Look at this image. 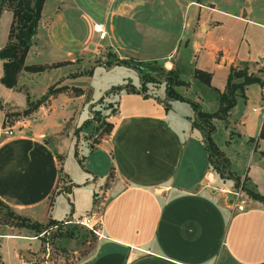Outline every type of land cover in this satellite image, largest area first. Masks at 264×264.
<instances>
[{
    "label": "crops",
    "instance_id": "crops-1",
    "mask_svg": "<svg viewBox=\"0 0 264 264\" xmlns=\"http://www.w3.org/2000/svg\"><path fill=\"white\" fill-rule=\"evenodd\" d=\"M150 2L159 11H147L145 8ZM110 5L111 9L103 13L109 23L105 29L107 50L119 58L162 61L164 67L180 72L182 79L179 61L182 49L188 50L189 62L194 64L188 74L194 95L182 93L179 90L182 87L177 90L198 102L202 110H215L218 100L209 86L193 77L194 68L209 71L211 85L220 90L226 81L220 86L213 84L212 72L202 63L197 65L199 57L210 56L217 64L222 63L227 74L230 65L255 64L240 58L235 48L230 49L225 41L230 43L237 33L243 36L264 33V0H143L144 9L140 14L132 13L135 4L126 0H109ZM86 19L92 26L95 20L79 0H44L35 40L25 52L24 63H60L38 71L20 70L15 87L0 83V203L29 221L43 224L54 219L60 223L58 226L63 225L59 228L62 234H58L62 249L70 247L76 251L74 248L85 247L70 264L264 262V200L244 190L245 208H231V193L227 191L234 188L235 181L221 177L210 168L204 128L191 102L168 98L166 94L164 99L156 100L144 96L137 86L134 90L119 89L115 111L106 116L109 129L97 140H89L79 133L81 129L86 130L81 123L87 119L95 100V89L88 77L96 64L92 63L83 74L73 73L69 69L73 56L86 55L87 48L80 44L79 36H75V43L70 41L64 45L62 40L65 32H69L68 38L73 35L70 26L84 23ZM10 21L11 10L2 8L0 47L7 40ZM261 43L264 49V38ZM130 50L138 55L131 54ZM116 65L126 72L132 71L129 72L134 78L132 84L136 80L140 82L138 72L128 65L115 62L106 67ZM54 82L63 88L30 113L13 122L6 121L5 111L22 109L26 97L36 99ZM111 85L105 91L98 89L103 92L100 95L105 97ZM70 86L79 88V92L71 91ZM15 88L25 92L26 97L21 108L17 105L10 109L6 104ZM208 93L209 105L206 99L200 98ZM259 95L263 108L250 119L242 118L241 130L229 129V138H216L219 127L214 122L221 119L228 127V117L235 105L224 118H212L215 125L212 138L228 157L231 172L245 186L264 196V156L256 154L253 165L250 163L244 168L246 158L238 164V154L230 153L228 148L232 139L237 144L242 141L243 158L245 153L248 156L256 153L264 115V85L259 84ZM252 110L257 112L256 107ZM5 127L12 131L5 132ZM60 183L65 189L60 190ZM91 210L101 219L100 235L91 234V239L77 242L73 237L82 226L64 221ZM47 227L37 230L4 225L0 227V240H26V244L15 240L17 247L13 255L18 264H31V252H36L41 245L44 247L42 232ZM65 231L72 235L66 236ZM1 256L0 252V262Z\"/></svg>",
    "mask_w": 264,
    "mask_h": 264
},
{
    "label": "rangeland",
    "instance_id": "rangeland-1",
    "mask_svg": "<svg viewBox=\"0 0 264 264\" xmlns=\"http://www.w3.org/2000/svg\"><path fill=\"white\" fill-rule=\"evenodd\" d=\"M79 1L86 7L88 14L95 21H102L104 23V27L107 30L109 23L106 20V18L103 16V13L105 10H107V8L111 9V5L108 7L109 0H79ZM126 1H129L131 4L132 3L135 4V7L132 13L136 12L140 14V12H142V10L144 9V6L142 5L143 0H126ZM116 2H118V0H116ZM151 5H153L154 7L151 8ZM155 6H157L155 3L150 2L148 7L145 9L149 12L151 10H154L155 12L159 11L158 6L157 7ZM153 17L157 18L156 16H153ZM83 22L84 23H81L77 26L76 24L74 26H70L71 30L73 31L74 37H72L73 35L70 34L71 36H69L70 38H68L67 35L69 32H65L64 33L65 38L62 40V43L64 45L69 44L70 41H72V43H75V41H77V38H75V36H79L80 44L81 45L83 44L87 48L86 55L83 54L80 56L78 55L73 56L74 60L70 62V67H69L70 70L74 71L73 73H77L78 71H81L79 73L83 74L82 72H85V70L88 69V67L92 63L96 64L94 68L91 70V72L89 73V77H88V81L91 80L92 87L93 89H95L93 93L95 95V98H94L95 100L93 103H91L89 107V113H88L87 119L85 120V122L83 121V123H81L82 124L81 127L85 128L86 130L83 132L82 131L83 129H81L79 133L83 134L89 140H97L99 136H101L103 133H105V131L109 129L110 125L108 123V119L106 116L108 115V113L115 111V107L117 105V102H116L117 90L119 89L122 91L123 90H134L135 86H137V89L140 88V93L144 94V96H150L156 100L157 99L162 100L164 99L163 95L166 94V88L168 87L167 85L169 84V80L166 78V75H157V74H155V77L153 79L152 78L147 79L146 76L144 75L145 71L147 70V67H150L157 71L158 70L159 71L173 70V72L177 74L179 78H181V75H180V72H178L173 67L171 68L164 67L161 63L162 61H159V60L150 61L148 65H145V64L142 65L143 63H139L138 60L130 58V57L119 58L115 53L113 52L111 53L109 50H107V44H108L107 38L108 37L106 36L103 39L98 38L96 36L97 34L91 28L92 27L91 21L86 19ZM113 23H114V20H113ZM237 34L233 35V37L230 40V43H228L227 41H225V43L229 45L230 49L235 48L233 50L238 53L240 58L246 59L252 62L254 61L253 63H255L252 65L251 64H240L239 67L246 68L248 72H252L253 74H257L261 78H263L264 77V60L262 59V53H264V49L261 47V44H262L261 38H264V33L257 34V36L255 34L245 35V36H243L241 33L238 35ZM131 41L135 42L134 39H130V42ZM90 42H93V44L95 42L93 47L88 46ZM163 42L164 40L161 41V44ZM170 42H168V45L170 44ZM143 43L145 44V40H143ZM181 47H182V44H181ZM187 51L186 49L185 50L182 49V54H181V58L179 61L180 69H182L181 73H182L183 79L182 78L181 79L183 80V83L173 85V87L176 90L177 88L179 89L182 87V89H179V90H183L182 93L185 92L186 95L193 97L194 92L191 89L193 86L189 87L190 79H189L188 74L190 73L194 64L192 61L189 62L190 60H189V57H187ZM179 52L181 53V49ZM180 53L178 54V56L180 55ZM131 54L138 55L137 53L132 52V51H131ZM118 61H120V63H123V61H125L127 62L128 66L134 68L138 72V78L140 82L136 80V82L132 84L134 80L131 74L132 71H129L131 73L126 72L121 66L116 65V66H113L112 68L106 67L111 64H114L115 62L117 63ZM61 62L68 63L66 61H61ZM136 63L141 64L140 65L141 69L139 68V66H137V69H136L135 67ZM199 63H202L201 65H203L204 68L212 72L211 81L213 82V84L220 86L225 83L226 78H227V70H226L225 65H223L222 63L217 64V61L212 59L210 56H207V57L203 56V58L199 57V59L197 60V65ZM142 76L144 77L143 85H141ZM110 83H112L113 85H111L107 89V91L105 92V97L103 95H100V93H103V92L102 91L98 92V89H101V90L104 89L105 91L107 88L106 86H108ZM70 87H71L70 88L71 91H74L77 88L74 86H70ZM183 88L185 89V91ZM209 89L211 91L210 87ZM14 90L15 91H13L14 92L13 95L10 97V99H8V102L6 104V107L10 109L16 107L17 105L19 106V108H21L22 107L21 104L25 100V97H26L25 92L20 93L17 88H15ZM20 96L22 97V101H21ZM196 96L198 95L196 94ZM15 97L17 100L15 99ZM209 97H210L209 93L206 94V96H203V95L200 96V98L206 99L205 103H207L208 105L210 104ZM262 101L263 99L261 98V95H259V84L256 82L249 84L246 90V96L240 95L237 98V101L232 110V113L228 117L229 118L228 127L225 126L224 122L221 119H219L217 122H214V123H217V127H219V129L217 130L215 134L216 138L222 139V140L226 136L229 138L228 136L229 129H234L235 131L241 130L239 129L240 128L239 125H240V122L242 121V118L250 119L251 117L258 114L259 111L263 108ZM188 105L190 109L193 108L191 104L188 103ZM183 106H177V108L180 110H185ZM253 107L257 108V112L252 110ZM18 118H20V116H18L16 119ZM14 119H15L14 116L9 115L6 118V121L13 122ZM201 123L203 125V128L206 129L208 127L206 122L200 121V124ZM5 128H8V127H5ZM205 142L207 146L206 148L208 149V152H209V159L211 163L210 168L212 167L213 170H216L221 177H225L226 175L225 170H227V168L230 169L229 163L224 161L223 158L217 157L214 154L213 150L209 148L207 141ZM235 142L237 141H234L231 139L230 146L228 147L230 150L229 149L228 150L230 151V153L238 154V157H237L238 164H241L242 161L244 162V159L246 158L244 162V168H245V165L250 166V163H251V166L253 165V163L255 162L256 154H260L262 155V157L264 156V138L263 137H261L258 143L256 144V153L254 154L252 153L250 156H248L249 154L245 153L246 156H244V158H243V154L245 152V147L244 148L242 147L243 146L242 141H240V144L238 143L240 146ZM61 179L62 177L59 178V181ZM61 184L63 183H60V185H58L60 186V190L62 188L65 189V185H61ZM243 193L245 194V192ZM50 197L51 198H49L48 200L49 202L52 199V195ZM15 214L17 213H13L12 211H9L5 206H3L0 203V227L4 225H16L14 224V222L17 219ZM18 215L22 216L20 214ZM57 224L60 225V223H57ZM20 226H23V225H20ZM82 227H78L79 230H77L78 231L77 235L73 237L74 239L77 240V242L80 241V243L87 240L88 238L91 239V236H93L91 235L93 234L92 232H89V231L85 232L83 231ZM59 228L62 229L63 225H61L60 227V226H54L53 224L51 225L50 223L49 227H47L46 232H42V235L45 237L43 241L44 247L41 245L42 247L40 246L36 248L37 249L35 250L36 252H31L32 253L31 264H40L42 262L41 260L44 259L45 257L40 254H42V251L46 250L45 246L48 247V251H49L48 258L52 259L53 264H70V262H72L75 257L83 253V251L85 250V247H81V246H79L78 248H74V250L76 251H73V249L70 247H65L64 250L62 249L63 247L59 245L60 244L59 235L57 234L59 231L61 232ZM15 240L14 239H1L0 240V252L2 254L1 260L3 261V262L1 261L2 263L18 264V260L13 255L14 249H16L17 247L16 242L17 243L21 242L22 244L24 243L26 244L27 241L17 239L15 242ZM45 242L47 244H45Z\"/></svg>",
    "mask_w": 264,
    "mask_h": 264
},
{
    "label": "trees",
    "instance_id": "trees-1",
    "mask_svg": "<svg viewBox=\"0 0 264 264\" xmlns=\"http://www.w3.org/2000/svg\"><path fill=\"white\" fill-rule=\"evenodd\" d=\"M44 0H0V10L2 8H8L11 10V21L9 23L7 40L0 47V60H1V75H0V83L6 87H15L17 81L18 72L22 69L28 71H38L42 70L48 66L58 65L60 62H51L49 64H41V63H24V55L28 48V46L33 42L32 38L35 37L36 33V25L37 20L40 15V8ZM139 61V60H138ZM150 61H139V63H143L142 65H148ZM117 63H120L118 61ZM139 63L135 64L141 69ZM123 64L128 65L127 62L123 61ZM139 69V70H140ZM88 69L85 70L87 72ZM163 72V73H161ZM155 74L157 75H166V78L169 80L168 87L166 88V96L168 98H179L188 100L194 106L196 111V116L200 121H204L207 123V128H204V136L207 141V144L211 150H213L214 154L217 157L223 158L224 161L229 163V159L224 155L223 151L219 148L216 142L212 138V132L215 130V125L212 121V118H224L231 108L236 103L237 95H245V87L249 83L258 82L261 86L264 85V77L261 78L257 74H253L252 72H248L246 68L237 67L230 65L229 71L227 74L226 83L223 90H220L217 87H214L210 83L211 73L209 71L203 70L201 68H194L193 77L201 81L203 84L209 86L211 90L216 95L218 100V107L213 111H205L199 107V103L195 100L189 99L186 96L182 95L176 89H174L173 85L183 83V80L178 77L177 74L170 71H157L150 67H147L145 71L146 78H154ZM143 78V79H142ZM141 80L143 85L144 77L142 76ZM172 83V85H171ZM63 88V86H57L56 82L48 85L46 90L39 95L34 100H29L26 97L25 106L19 110L5 111L4 116L7 118L9 115L17 118L21 115H26L33 111L41 102L45 101L48 96L56 93L59 89ZM75 93L79 92V88L74 90ZM109 123V122H108ZM110 125V123H109ZM259 136L264 138V115L263 120L259 132ZM225 177H230L234 179L235 185H238L240 182V178L238 175H234L230 169L227 168L225 170ZM243 189L246 190L250 195L255 198H259L264 200V196L251 188L245 186L243 184ZM17 217L14 224L23 225L30 228H35L39 230L40 228H46L50 223H56L57 221L54 219H49L45 223L41 224L35 221H29L25 216H19L15 214ZM58 226V224H57ZM57 234H62L58 232ZM63 234L70 237L72 233L70 231H65ZM0 264H4L0 262ZM259 264H264L261 262Z\"/></svg>",
    "mask_w": 264,
    "mask_h": 264
},
{
    "label": "built area",
    "instance_id": "built-area-1",
    "mask_svg": "<svg viewBox=\"0 0 264 264\" xmlns=\"http://www.w3.org/2000/svg\"><path fill=\"white\" fill-rule=\"evenodd\" d=\"M92 28L96 32L98 38H104L106 36V31L104 28V24L100 21H94L92 23ZM264 60V57H262ZM11 128H6L5 132H11ZM227 192L231 193V199L229 200V204L232 209L236 210H242L246 206V201L244 197V189H243V181L240 180L238 185H234V188L232 190H228ZM64 222H73L75 224L81 225L84 228H86L89 232H92L95 235H100V224L101 219L99 217V214L96 213V211H88L84 214H80L75 219H66ZM54 226H57V224H54ZM41 234V233H40ZM45 244H47L45 242ZM45 251L42 252V254L45 258L42 259L40 264H53L52 259L48 258V247L45 246Z\"/></svg>",
    "mask_w": 264,
    "mask_h": 264
},
{
    "label": "water",
    "instance_id": "water-1",
    "mask_svg": "<svg viewBox=\"0 0 264 264\" xmlns=\"http://www.w3.org/2000/svg\"><path fill=\"white\" fill-rule=\"evenodd\" d=\"M34 40H35V37L32 38V41H34ZM88 46H89V47H93V43L90 42V43L88 44ZM161 73H163V72H161Z\"/></svg>",
    "mask_w": 264,
    "mask_h": 264
}]
</instances>
